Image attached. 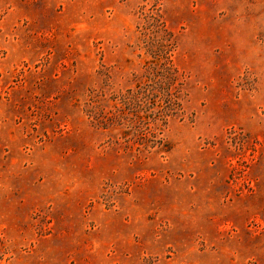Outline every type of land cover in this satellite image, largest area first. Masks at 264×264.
Listing matches in <instances>:
<instances>
[{"label":"rangeland","instance_id":"rangeland-1","mask_svg":"<svg viewBox=\"0 0 264 264\" xmlns=\"http://www.w3.org/2000/svg\"><path fill=\"white\" fill-rule=\"evenodd\" d=\"M0 264H264V0H0Z\"/></svg>","mask_w":264,"mask_h":264}]
</instances>
